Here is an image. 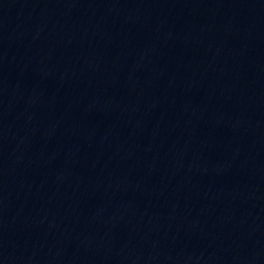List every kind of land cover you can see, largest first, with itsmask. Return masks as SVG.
I'll use <instances>...</instances> for the list:
<instances>
[{
	"label": "water",
	"instance_id": "obj_1",
	"mask_svg": "<svg viewBox=\"0 0 264 264\" xmlns=\"http://www.w3.org/2000/svg\"><path fill=\"white\" fill-rule=\"evenodd\" d=\"M0 264H264V0H0Z\"/></svg>",
	"mask_w": 264,
	"mask_h": 264
}]
</instances>
